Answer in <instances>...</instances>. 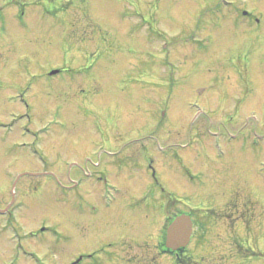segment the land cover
Instances as JSON below:
<instances>
[{"label": "rangeland", "instance_id": "rangeland-1", "mask_svg": "<svg viewBox=\"0 0 264 264\" xmlns=\"http://www.w3.org/2000/svg\"><path fill=\"white\" fill-rule=\"evenodd\" d=\"M161 188L187 260L264 264V0H0V264H177Z\"/></svg>", "mask_w": 264, "mask_h": 264}, {"label": "flooded vegetation", "instance_id": "flooded-vegetation-1", "mask_svg": "<svg viewBox=\"0 0 264 264\" xmlns=\"http://www.w3.org/2000/svg\"><path fill=\"white\" fill-rule=\"evenodd\" d=\"M73 57L76 58L74 55H73ZM93 143H87L86 142L83 145H80V147H85L86 148V153H85V156L86 157H81L80 158V161H78L80 165L77 164V161L75 159H72L71 161H68L67 162L68 170L69 169L71 170L72 168L77 167L80 170V172H84L86 174V176H93V175H95L94 174L95 172L93 173L91 171V169L94 168L95 171H98L97 168H96V160L94 161V158L96 157V154L95 153H92L90 156L87 155L89 151H92L93 150L91 146L89 147L87 145H92ZM97 145H99V143H97L96 144V147H94L95 148L94 149L95 151L99 150V147ZM101 151L102 150H99V153H101ZM68 170H67V172H68ZM36 173L44 174L43 176H48V177L52 178L54 182H55V179L58 180L57 181V184L59 183L58 186L59 187H63V183H61V180H59L57 178V176H56V174L54 172H52V171H44V172H36ZM81 178H82V175L76 176V177H72L69 180V183H71V185H74V186H79L81 184ZM98 179L100 181H102V183L105 186V188L103 189V190L106 191L104 203H105V205H110V202L112 201V199L110 197V194H112V193H118L119 194L120 190L111 181V178L108 176V174H105V173L104 174H100V172L98 171ZM156 183H157V181H156ZM161 189H162V193H163L162 196L164 197V200L162 202V205L157 204L154 218L156 219L157 218V215H158L159 216V219H162V221L164 220L165 221V225H167L166 224V222H167V205H168L167 204L168 203L167 193L165 192V190L163 188H161ZM100 197H101V195H100ZM150 220H148V222H151L152 221V220L151 221ZM165 225H164V228L166 229ZM150 227H151V225H150ZM160 230H163V227H161ZM126 234H129V232L123 233L122 235H120V240L121 241H127V240L132 241V240H136L134 237H132L130 235H126ZM138 247H139V249L142 250L143 245H140L139 244ZM16 252L19 253L20 250H16ZM23 252H25V251H23ZM26 257L31 258L36 264H42V262L40 261L39 257H37L35 254H26Z\"/></svg>", "mask_w": 264, "mask_h": 264}, {"label": "water", "instance_id": "water-1", "mask_svg": "<svg viewBox=\"0 0 264 264\" xmlns=\"http://www.w3.org/2000/svg\"><path fill=\"white\" fill-rule=\"evenodd\" d=\"M4 210H0L3 213ZM192 232V221L188 215L177 216L169 225L166 235V247L177 250L188 244Z\"/></svg>", "mask_w": 264, "mask_h": 264}, {"label": "trees", "instance_id": "trees-1", "mask_svg": "<svg viewBox=\"0 0 264 264\" xmlns=\"http://www.w3.org/2000/svg\"><path fill=\"white\" fill-rule=\"evenodd\" d=\"M159 250L164 254L165 253L171 254L177 264H195V262H196V261L194 262L191 260H187V258H185V255H186L185 248H180L176 251H172V250L167 249L165 247L164 243L162 242L160 244Z\"/></svg>", "mask_w": 264, "mask_h": 264}, {"label": "bare ground", "instance_id": "bare-ground-1", "mask_svg": "<svg viewBox=\"0 0 264 264\" xmlns=\"http://www.w3.org/2000/svg\"><path fill=\"white\" fill-rule=\"evenodd\" d=\"M73 55H74L75 57H78V56H79L77 51L74 52Z\"/></svg>", "mask_w": 264, "mask_h": 264}]
</instances>
